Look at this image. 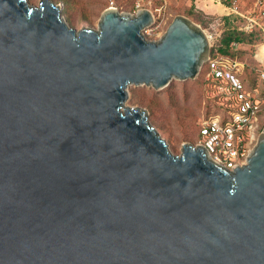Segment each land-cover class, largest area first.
I'll list each match as a JSON object with an SVG mask.
<instances>
[{
  "label": "water",
  "instance_id": "water-1",
  "mask_svg": "<svg viewBox=\"0 0 264 264\" xmlns=\"http://www.w3.org/2000/svg\"><path fill=\"white\" fill-rule=\"evenodd\" d=\"M152 22L109 8L76 31L49 0H0V264H264V135L227 170L125 106L209 54L187 18L158 42Z\"/></svg>",
  "mask_w": 264,
  "mask_h": 264
},
{
  "label": "rangeland",
  "instance_id": "rangeland-1",
  "mask_svg": "<svg viewBox=\"0 0 264 264\" xmlns=\"http://www.w3.org/2000/svg\"><path fill=\"white\" fill-rule=\"evenodd\" d=\"M27 1L33 7L40 2ZM49 1L59 9L63 21L76 31L82 28L97 30L102 13L109 8L120 15L128 16H134L137 11L147 10L151 13L153 22L142 31V35L151 42H158L172 20L176 16H183L204 31L209 42V50L228 27H235L242 21L228 16L227 10L207 0ZM136 4H139V8H136ZM251 5L252 0H243L239 10L246 15ZM262 39L261 44L253 47L245 44L234 45V50L240 53L234 57L235 59L221 56L219 58L230 65L236 64L237 74L241 73L243 66L247 64L249 68H259L261 64L254 57L258 52L259 55L264 52V37ZM202 68L203 65L194 78L184 81L172 79L160 90H155L151 86L130 85L127 88L129 96L125 106L139 108L145 112L148 123L165 141L173 155L180 154L181 145L184 143L193 147L199 146L197 131L200 124L204 120L221 117L222 111L218 106L223 99H217V96L222 95L219 85L210 79L206 80V72L204 74Z\"/></svg>",
  "mask_w": 264,
  "mask_h": 264
},
{
  "label": "built area",
  "instance_id": "built-area-1",
  "mask_svg": "<svg viewBox=\"0 0 264 264\" xmlns=\"http://www.w3.org/2000/svg\"><path fill=\"white\" fill-rule=\"evenodd\" d=\"M207 1L223 7L228 15L242 19V24L238 23L239 30L246 33L258 30L264 37V0H253L246 15L239 10L243 0ZM136 8H139V4H136ZM254 59L262 66L259 78L264 85V53L259 56L256 54ZM204 64L208 67L206 80L216 82L225 99L234 100L231 105L234 109L224 122L217 117L200 124L199 145L215 164L233 170L246 163L258 138L264 135V95H260L258 89L252 93L243 90L237 77L236 64L212 59L209 54Z\"/></svg>",
  "mask_w": 264,
  "mask_h": 264
},
{
  "label": "trees",
  "instance_id": "trees-1",
  "mask_svg": "<svg viewBox=\"0 0 264 264\" xmlns=\"http://www.w3.org/2000/svg\"><path fill=\"white\" fill-rule=\"evenodd\" d=\"M228 16L237 18L233 15H228ZM262 38H263V34L258 30H253V32L246 33L238 29V24L235 27L234 26L228 27L227 30H225L224 33H222L218 41L215 42V44L210 48L209 50L210 58L218 59L219 56H221L228 59H235L234 57L239 56L240 53L234 50V45L245 44V45H249L250 47H253L254 45L261 44L263 40ZM207 68H208L207 64H203V68L201 71H203L204 74L206 72V75L208 72ZM261 71H262V66H260L259 68L256 67L249 68L248 64L245 67L243 66L242 72L237 74V77L242 83L244 91L252 93L254 89H258L259 94L264 95V85L262 84L259 78ZM132 92L134 94V90H132ZM224 98L225 97L223 94L217 96V99L224 100ZM223 100L221 101L220 106H218L222 111L221 117H219L221 122H224L229 117V113L234 109L231 106L234 100H228V99H225L224 101ZM197 137L198 139L200 138V126L197 131Z\"/></svg>",
  "mask_w": 264,
  "mask_h": 264
},
{
  "label": "bare ground",
  "instance_id": "bare-ground-1",
  "mask_svg": "<svg viewBox=\"0 0 264 264\" xmlns=\"http://www.w3.org/2000/svg\"><path fill=\"white\" fill-rule=\"evenodd\" d=\"M262 50H263V49L261 48V54H262ZM263 53H264V52H263ZM258 56H259V52H258Z\"/></svg>",
  "mask_w": 264,
  "mask_h": 264
}]
</instances>
